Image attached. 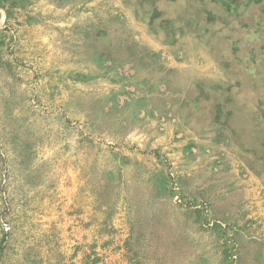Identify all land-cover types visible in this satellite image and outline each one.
I'll return each mask as SVG.
<instances>
[{
    "label": "rangeland",
    "instance_id": "374dc122",
    "mask_svg": "<svg viewBox=\"0 0 264 264\" xmlns=\"http://www.w3.org/2000/svg\"><path fill=\"white\" fill-rule=\"evenodd\" d=\"M237 3L6 0L0 264H264V5ZM123 148L161 167L121 185ZM85 192L126 232L79 217Z\"/></svg>",
    "mask_w": 264,
    "mask_h": 264
},
{
    "label": "crops",
    "instance_id": "0c3cea01",
    "mask_svg": "<svg viewBox=\"0 0 264 264\" xmlns=\"http://www.w3.org/2000/svg\"><path fill=\"white\" fill-rule=\"evenodd\" d=\"M89 87V86H87ZM173 132H175L173 130ZM180 134H176V137L179 138ZM167 142L166 140H162V142H160V145L163 152L166 154V156H168V153H167V145H165ZM202 148L204 145L206 146L207 144H205L204 141L198 139L197 137H195L194 135L191 136V138H189L187 140V143L184 144V146L186 147L187 149V146L188 145H195ZM184 147V148H185ZM185 150V149H184ZM120 152V157L121 158H118L117 159V165L119 167H122V173H123V181L120 182L121 185L125 184L127 185L125 182H127L129 185H132V179L129 180V178H127V174L124 176V172H129L132 168V166H137L138 167H142V166H145L146 163L149 161V162H152V164H149V167L151 169H155L156 167H161V164H162V156H160V158H155V157H151V154L150 152H140V150H129V149H120L119 150ZM180 152V151H179ZM159 154L160 155H163L162 154V151H159ZM171 154H175V151H173ZM154 156V155H153ZM153 162H157V165H154ZM136 163V164H135ZM135 164V165H134ZM131 168V169H130ZM120 174V173H118ZM202 175V173H200ZM200 174L199 172H195L193 171L191 173V175L189 174V176H183V180H182V183H184L183 181L185 180V185L187 184H190V187H191V191H193L194 189V186L197 185L196 182H198L199 180V177H200ZM203 178L201 180H199V182H206V177L202 176ZM231 181V180H230ZM134 183H135V179H134ZM238 184V183H237ZM261 185H264V179L263 178H251L249 180V182L247 183L246 185V191H247V194H256L258 189H261ZM91 185H87V187H90ZM202 187H206V185H202ZM206 192L203 193V194H207V195H210V191L205 189ZM191 195H194V194H191ZM91 196V197H90ZM80 199H81V205L83 206V209L85 214L79 216L81 217L82 219H85V220H90L92 221L93 220V223H97L99 225H101V229H103V227H105V223H109L110 221L113 220V225H115L116 227L118 228H122L123 230L121 231V233L123 234L124 232H126L125 230L128 228V217H125V214H115L113 215V212H110V210H107L106 207L104 206V204H101V202L105 201V200H102L101 201V198L98 194L96 193H93V192H85V194H81L79 195ZM93 198V200H92ZM95 200V201H94ZM114 200V201H113ZM113 202H120V201H123V200H116V198H113ZM92 201L95 202V205H99L97 210H95V207L97 206H94L92 204ZM128 215V214H127ZM89 217V218H88ZM98 221V222H96ZM105 229L103 230H100L101 234L103 235L102 232H104ZM122 236V235H121ZM126 236V233L123 237Z\"/></svg>",
    "mask_w": 264,
    "mask_h": 264
},
{
    "label": "trees",
    "instance_id": "16d2710c",
    "mask_svg": "<svg viewBox=\"0 0 264 264\" xmlns=\"http://www.w3.org/2000/svg\"><path fill=\"white\" fill-rule=\"evenodd\" d=\"M216 1L218 4L221 5V7L224 9V11L227 13V14H232V13H235L236 11V4H238L237 2H239V0H214ZM6 2V0H0V9L4 10L5 13H6V19H9L11 17V10L10 8H14V7H17L20 6L19 3H13V5L10 7V8H7L6 5L4 4ZM252 3H255V4H263L264 5V0H247V5H251ZM262 15L264 17V7L262 9ZM1 16V15H0ZM210 17V16H208ZM260 21H257L256 23V27L255 29H253V31L255 32H258L260 31ZM2 43L0 42V47H1ZM151 59L155 60V58H152ZM166 70L163 69V72H165ZM168 71V70H167ZM170 72V70L168 71V73ZM79 80L81 81H87L88 78L85 77V76H79L78 77ZM165 82L161 81L160 84H164ZM216 117H219L218 115ZM167 190L164 189V192H166ZM0 253H1V250H0ZM224 253L227 254V249L224 250Z\"/></svg>",
    "mask_w": 264,
    "mask_h": 264
}]
</instances>
